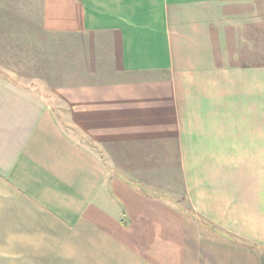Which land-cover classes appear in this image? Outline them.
Wrapping results in <instances>:
<instances>
[{"label": "crops", "instance_id": "crops-1", "mask_svg": "<svg viewBox=\"0 0 264 264\" xmlns=\"http://www.w3.org/2000/svg\"><path fill=\"white\" fill-rule=\"evenodd\" d=\"M253 4L0 0V264H264Z\"/></svg>", "mask_w": 264, "mask_h": 264}, {"label": "rangeland", "instance_id": "rangeland-1", "mask_svg": "<svg viewBox=\"0 0 264 264\" xmlns=\"http://www.w3.org/2000/svg\"><path fill=\"white\" fill-rule=\"evenodd\" d=\"M253 23H255V25H256L255 28L253 27L254 28L253 29V33L255 32V29L259 27V25H262V28H260V27L259 28L262 29V31L264 32V4H253ZM254 36L255 35H253V38H254ZM260 42H261V44L263 46V49H264V39L263 40H260ZM52 46H54V45L52 44L50 47H52ZM48 54L50 55V60L52 58H57V55L54 52H52V51H49ZM28 55H29V53H28ZM31 55L34 56L35 61L38 60V59L39 60L42 59V54L40 52L36 51V50ZM253 56H254V58L256 60L257 59L258 60H264V51H253ZM22 62H24V61H22ZM33 70H34V72H37L40 69L37 68V67H35ZM25 72L28 73L29 72V69H27V71H25ZM21 78L23 80H25V78H23V77H21ZM40 87L42 88L43 86H40ZM44 92H45V89H44ZM253 101H256V99H253ZM257 102L258 103L260 102L259 108L260 109H264V99L262 101L257 100ZM253 107H254V105H253ZM258 166L260 167V166H263V165L258 164ZM189 210H190V211H188L189 214H191V215L194 214L195 217H196V214L193 212V210L191 208H189ZM214 227L216 228L214 233L217 236H219V235H227L226 232L223 231L222 229L218 228L217 226H214ZM245 244H248V245L253 246V243L243 242V245H245Z\"/></svg>", "mask_w": 264, "mask_h": 264}, {"label": "trees", "instance_id": "trees-1", "mask_svg": "<svg viewBox=\"0 0 264 264\" xmlns=\"http://www.w3.org/2000/svg\"><path fill=\"white\" fill-rule=\"evenodd\" d=\"M193 216H195L194 214H192ZM197 221L199 222V224L203 225L205 223H207V221L205 220V218H203L201 215H197L196 214V217ZM211 224V223H209ZM213 228H215L213 225H212Z\"/></svg>", "mask_w": 264, "mask_h": 264}]
</instances>
